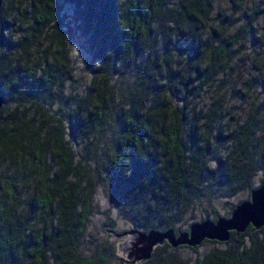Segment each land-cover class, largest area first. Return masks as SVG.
<instances>
[{
	"label": "trees",
	"instance_id": "trees-1",
	"mask_svg": "<svg viewBox=\"0 0 264 264\" xmlns=\"http://www.w3.org/2000/svg\"><path fill=\"white\" fill-rule=\"evenodd\" d=\"M29 1L33 19L24 33L23 30L16 33V40L10 30L15 27L13 19L0 16V73L11 60L26 56L30 45L42 36L57 44L52 53L55 70L45 69L37 76L32 66L23 67L14 78L10 69L5 79H0L1 162L6 158L18 163L27 161L23 156L31 148L28 161L35 168L36 187L47 190L45 194L39 193L32 209L38 215L50 209L53 195L49 191L58 192L59 200L54 218L26 220L29 205L14 200V187L3 181L0 264H111L112 259L117 260V247L106 240L96 242L86 252L80 251L94 194L90 186L78 189L77 182L65 179L71 169L74 174L81 170L79 158L74 164L72 154L67 152V135L77 129H91L98 134L110 122L116 129L108 157L106 195L129 224L127 230L111 232L118 239L129 230L172 229L176 235L187 231L193 222L227 217L236 205L248 199L251 190L264 182V151L260 150L256 158L247 156V151L237 153L243 142L249 143L243 130L233 129L237 139L232 141L228 156L218 155L217 167L210 168L208 140L204 135L206 124H212L217 113L213 109L203 111L196 106L193 96L200 87L211 83L216 73L215 60L204 62L202 56L206 42L201 45L195 38L197 23L204 17L210 0H65L78 16L79 32L83 30L90 41L89 75L94 85L92 92L86 91L85 100L64 106L66 110L60 112L63 122L59 118L53 123L35 100L41 86L48 91L52 85L60 84L54 73L62 65L57 0ZM172 2L182 26L168 21ZM146 40L152 44L145 45ZM178 53L185 56L184 64L173 68L171 59ZM128 71V82L123 79L119 86L114 84ZM6 93L18 99L13 101L12 114L3 119L8 102ZM186 93L190 97L183 100ZM30 108L44 118L41 124L46 128L42 126L45 129L42 135L35 136L32 132L34 116L28 117ZM197 111L205 115L202 126L195 120ZM42 148L47 149L56 165L53 178L40 169ZM206 171L211 178L203 177ZM255 175L258 181L251 185ZM22 182L19 180L20 185ZM209 185L226 189L223 195L226 210L215 212L214 219L186 220L185 227H180L178 222L187 218V209L191 210L201 196L210 193ZM242 191L244 198L234 197ZM202 243L215 245L200 254L197 247ZM184 250L195 255L183 257L179 251ZM133 264H264V225L258 229L248 225L242 232L230 231L226 240L203 239L194 246L172 247L163 242L153 247L146 260Z\"/></svg>",
	"mask_w": 264,
	"mask_h": 264
},
{
	"label": "rangeland",
	"instance_id": "rangeland-1",
	"mask_svg": "<svg viewBox=\"0 0 264 264\" xmlns=\"http://www.w3.org/2000/svg\"><path fill=\"white\" fill-rule=\"evenodd\" d=\"M29 2V0H1L0 16L5 15L7 18L8 15V18H12L15 24V27L10 29L13 33V40L17 39V32L23 30L22 33H24L26 26L32 22L33 14ZM13 5L14 7L10 8ZM170 7L168 21L173 25L182 26L174 2ZM57 8L60 18L58 27L62 41L60 53L62 65L54 73L59 76L60 84L52 85L48 91H44V86H41V93L35 100L41 110L51 116L52 123L59 118L63 122L60 112L66 110L64 106L75 104L79 99L85 100L86 91L92 92L94 85L89 75V69L92 65L90 41L84 35L83 30L82 33L79 32L78 24L80 21L74 12V7L65 0H57ZM197 31L195 33L197 42L201 45L206 42V47L202 52L204 62L209 61L210 58L216 62L214 80L202 88L200 87L198 93L193 94L196 97L194 98L196 106L205 112L206 110L210 112L213 109L217 113L215 121L212 124H206L204 135L208 140L210 168L212 166L217 167L218 155L228 156L227 151L230 149L232 141L237 139L235 130H243L249 139V143L243 142V147L238 149L237 153L242 155L243 152L247 151V156L256 158L254 156L260 150L264 151V0H210L204 17L197 23ZM212 32L215 33L214 37L207 42L206 40ZM49 40L45 36L40 37L34 45H30L26 56H22L20 60L17 58L11 60L12 63L1 70L0 79H5L4 76L10 73V69L14 78L20 74L23 67L32 66L37 76L42 75V71L45 69L55 70L52 53L56 51L57 44L55 41L50 40V42ZM145 42V45L152 44L150 40ZM158 45H162V43ZM218 48H220L221 54H219ZM173 57L171 59L173 68L179 64H184L185 56L181 53ZM128 73L129 71L125 72L122 79L117 78L114 84L119 86L123 79L128 82L130 80L127 77ZM5 90L8 92L6 88ZM186 96L187 98L183 100L190 97L188 93ZM7 98L6 109L2 114L3 119L12 114L15 106L13 101L18 99L14 94L12 96L7 95ZM24 104L25 107L29 105L28 102ZM183 104L185 103L183 102ZM32 110L33 108H30L31 112L28 113V117L31 114L34 116L33 121H31L33 124L31 126L32 132L35 136L42 135L45 130L43 127L46 128L45 125L41 124L44 118L37 113H32ZM201 114L197 111L195 120L202 126L205 115ZM38 127H40L39 130ZM115 130L113 123L110 122L98 134L91 129L82 131L77 129L70 135L68 134L67 143L69 147L67 152L72 154V163L79 158L81 170L74 174L75 171L71 169L65 179L72 183L77 182L78 189L90 186L94 194L90 200V212L83 231L80 251L86 252L96 242L106 240L117 247L119 253L116 255L117 260L112 259L111 264H128L123 251V244L127 240V235L124 234L118 239V235L115 233L113 237L111 232L127 230L129 224L106 195L109 186L107 164L114 142ZM184 136L187 139V131ZM198 137L200 138V136ZM43 139H40V142ZM213 151L215 152L212 153ZM26 152L27 156H23V159H27V161L21 163L11 158H6L5 161L1 162L0 153V199L1 185L4 181V183H10L14 187V200L20 201L22 205H29L26 220H40L39 217L54 218L59 200L58 192L49 191L53 198L50 209L47 211L40 212L38 215V212L32 209V204H36L39 193L45 194L47 190L42 188L39 190V187H36L38 178L34 173L35 168L28 161L31 148L26 149ZM52 160L47 149L42 148L39 161L40 169L44 170L49 178H53L52 170L56 167ZM203 177L211 178L210 172L206 171ZM19 180L23 181L21 185ZM257 181L258 175H255L251 185ZM208 189L210 190L209 194L201 196L200 202L191 207V210L190 208L187 209V218L178 222L180 227H185L188 222L186 220H200L203 217L214 219L215 212L221 213L226 210L227 206L223 201L226 189L218 188V186H210ZM227 190L229 191L228 188ZM234 197L244 198L245 193L244 191L239 192ZM214 245L215 243H202L197 247V250L201 254L209 251ZM179 253L183 257L195 255L186 250L179 251Z\"/></svg>",
	"mask_w": 264,
	"mask_h": 264
},
{
	"label": "water",
	"instance_id": "water-1",
	"mask_svg": "<svg viewBox=\"0 0 264 264\" xmlns=\"http://www.w3.org/2000/svg\"><path fill=\"white\" fill-rule=\"evenodd\" d=\"M2 102L0 93V106ZM248 225L254 229L264 225V182L251 190L248 199L236 205L227 217H219L214 221L205 219L201 222H193L187 231L176 235L172 229L129 230L125 233L127 240L123 244V251L126 262L132 264L146 260L153 247L163 242L175 247L182 244L194 246L203 239L222 241L227 239L230 231L242 232Z\"/></svg>",
	"mask_w": 264,
	"mask_h": 264
}]
</instances>
